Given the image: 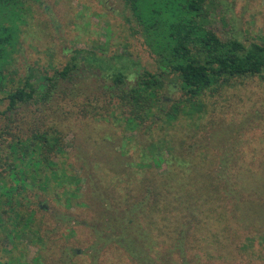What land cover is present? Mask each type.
<instances>
[{"label": "trees", "instance_id": "16d2710c", "mask_svg": "<svg viewBox=\"0 0 264 264\" xmlns=\"http://www.w3.org/2000/svg\"><path fill=\"white\" fill-rule=\"evenodd\" d=\"M214 1L123 0L156 64L155 72H136L131 84L123 72L110 76L116 93L109 103L115 112L108 115L131 138L142 137L137 160L111 164L109 184L102 190L91 184L87 205L74 202L84 186L77 174L65 171L58 137L44 133L9 143L0 174V264H37L38 256L29 262L20 254V242L35 253L45 249L46 228L30 205L29 194L37 186L65 206L62 219L71 221L67 210L73 204L94 212L90 221L81 222L93 234L87 250L95 253L94 260L115 248L130 264H264V179L226 171L224 157H198L193 130L191 144L176 147L186 142L174 130L205 116L209 98L244 80L264 78V44L221 40L209 26ZM14 39V30L2 23L0 92L8 80ZM76 68L65 66L49 83ZM31 75L7 93L8 111L37 93ZM173 92L179 96L172 97ZM41 205L37 211L47 209Z\"/></svg>", "mask_w": 264, "mask_h": 264}, {"label": "rangeland", "instance_id": "374dc122", "mask_svg": "<svg viewBox=\"0 0 264 264\" xmlns=\"http://www.w3.org/2000/svg\"><path fill=\"white\" fill-rule=\"evenodd\" d=\"M211 12L209 26L221 40L264 44V0H215ZM2 23L14 30L15 39L6 65L8 80L0 92V174L9 143L44 133L56 136L65 152V171L82 178V197L74 202L90 205L91 184L104 189L112 175L108 167L129 157L137 160L142 143V137L131 138L108 115L115 112L109 103L116 93L110 76L123 72L131 84L136 72L156 71L154 57L136 33L123 0H7L0 4ZM71 64L77 68L70 75L49 83L48 78ZM28 73L37 93L8 111L7 93L22 87ZM207 101L208 113L195 125L186 122L174 130L181 131L186 142L176 146L177 151L191 144L193 130L198 157H224L226 171L264 179V78L244 80ZM39 189L29 196L46 228L45 249L35 253L20 242L27 261L38 256L37 264H130L115 248L103 250L94 260L95 253L87 250L93 234L81 225L94 212L73 204L67 210L71 221L62 219L65 206L54 193ZM39 201L45 211L36 210Z\"/></svg>", "mask_w": 264, "mask_h": 264}]
</instances>
